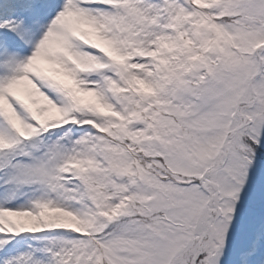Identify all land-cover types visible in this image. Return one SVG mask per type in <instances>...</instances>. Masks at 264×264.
Listing matches in <instances>:
<instances>
[{"label":"snow or ice","instance_id":"obj_1","mask_svg":"<svg viewBox=\"0 0 264 264\" xmlns=\"http://www.w3.org/2000/svg\"><path fill=\"white\" fill-rule=\"evenodd\" d=\"M0 264H264V0H0Z\"/></svg>","mask_w":264,"mask_h":264}]
</instances>
